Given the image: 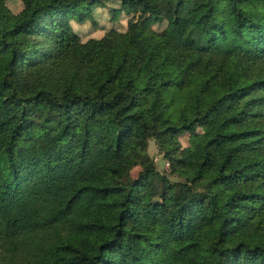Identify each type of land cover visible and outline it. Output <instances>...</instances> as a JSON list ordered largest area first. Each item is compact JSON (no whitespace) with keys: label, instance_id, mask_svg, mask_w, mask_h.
Returning a JSON list of instances; mask_svg holds the SVG:
<instances>
[{"label":"trees","instance_id":"1","mask_svg":"<svg viewBox=\"0 0 264 264\" xmlns=\"http://www.w3.org/2000/svg\"><path fill=\"white\" fill-rule=\"evenodd\" d=\"M21 1L0 0V264H264V0ZM109 3L127 31L83 42L71 21Z\"/></svg>","mask_w":264,"mask_h":264},{"label":"rangeland","instance_id":"2","mask_svg":"<svg viewBox=\"0 0 264 264\" xmlns=\"http://www.w3.org/2000/svg\"><path fill=\"white\" fill-rule=\"evenodd\" d=\"M6 4L14 13L20 12L23 8L21 0H6ZM119 8V3H109L104 7H95L85 21L72 20V29L79 34L83 42H87L93 38L101 39L111 30L126 32L128 21L131 17L124 13L116 15L114 9ZM165 26L166 23L158 24L154 29L160 32L164 30ZM210 131V127L199 126L194 133L180 137L181 153H191ZM149 155L155 160L161 173H170L169 164L164 160V155L160 152L154 141H151L149 144ZM138 171V169L133 171V175L136 176ZM172 180L176 179L172 178Z\"/></svg>","mask_w":264,"mask_h":264}]
</instances>
